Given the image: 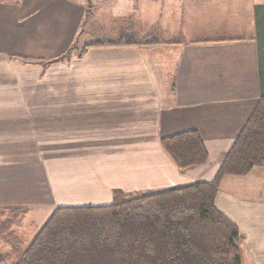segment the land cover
Returning <instances> with one entry per match:
<instances>
[{
    "label": "crops",
    "instance_id": "1",
    "mask_svg": "<svg viewBox=\"0 0 264 264\" xmlns=\"http://www.w3.org/2000/svg\"><path fill=\"white\" fill-rule=\"evenodd\" d=\"M84 2L0 4V211L32 212L36 161L51 213L106 205L114 189L210 181L264 97V0H108L109 26H97L94 41L128 31L161 42L94 47L72 59L86 60L94 77H39L64 67L85 22ZM190 130L208 158L181 169L160 140ZM38 142L56 147L36 159ZM214 204L241 235V263L264 264V164L222 177Z\"/></svg>",
    "mask_w": 264,
    "mask_h": 264
},
{
    "label": "trees",
    "instance_id": "2",
    "mask_svg": "<svg viewBox=\"0 0 264 264\" xmlns=\"http://www.w3.org/2000/svg\"><path fill=\"white\" fill-rule=\"evenodd\" d=\"M160 42L156 36L122 31L115 38L83 44L77 56L94 47ZM160 142L181 169L201 165L208 158L196 131L163 137ZM263 164L264 97H260L212 180L158 191L114 189L106 205L60 206L28 240L16 231L28 209H3L0 244L10 248L8 264H242L241 235L214 200L222 177L245 175Z\"/></svg>",
    "mask_w": 264,
    "mask_h": 264
},
{
    "label": "rangeland",
    "instance_id": "3",
    "mask_svg": "<svg viewBox=\"0 0 264 264\" xmlns=\"http://www.w3.org/2000/svg\"><path fill=\"white\" fill-rule=\"evenodd\" d=\"M15 0H0V4L3 3H13ZM98 4H94V0H85L83 3L84 10V24H82V31L78 36V40L70 49L68 56L62 58V64L64 67H52L48 71H43L39 73V77H94V67L90 66L89 63L85 61H81V63L73 64L72 59H80L77 55L80 53L83 44L92 43L94 41V32L97 31L96 27H102L107 31L106 27L108 25V0H97ZM148 7V14H150V9L153 10V6ZM100 8V9H99ZM138 8V7H137ZM99 9V10H97ZM94 16H96L97 20H101L100 22L94 21ZM90 49V48H89ZM88 49V50H89ZM87 50V51H88ZM82 58V57H81ZM54 61V60H53ZM42 66L46 65L52 66L55 62L45 61L40 63ZM44 68V67H43ZM46 73V75H45ZM37 76V73H36ZM37 142V141H36ZM56 147V145H42L40 142L36 144V159L42 160V157L38 155L40 150ZM34 205L32 206L31 213L24 220L22 227L17 231L18 237L23 240H28L30 236H32L33 232L38 228L42 223H44V217L48 216L52 210V204H47L49 199L47 198V190L46 185L44 183V171L43 167H41L40 162L36 161L34 166ZM46 204V205H45ZM10 248L0 244V264H8V260H10L9 256Z\"/></svg>",
    "mask_w": 264,
    "mask_h": 264
}]
</instances>
